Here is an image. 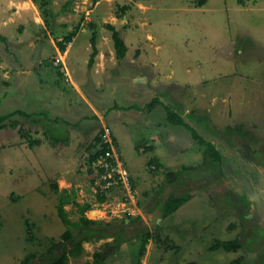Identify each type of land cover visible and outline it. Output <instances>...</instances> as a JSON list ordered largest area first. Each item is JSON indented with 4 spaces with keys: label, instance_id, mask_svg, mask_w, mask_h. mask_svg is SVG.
<instances>
[{
    "label": "rangeland",
    "instance_id": "1",
    "mask_svg": "<svg viewBox=\"0 0 264 264\" xmlns=\"http://www.w3.org/2000/svg\"><path fill=\"white\" fill-rule=\"evenodd\" d=\"M108 25L125 40L124 62H116ZM72 32L73 44L60 50L62 67L57 48ZM0 34L8 41H0V117L16 111L31 117L13 118L29 130L25 138L11 121L0 125V264H24L29 254H45L67 230L79 237L76 226L84 217L112 224L110 231L121 230L128 241L117 251L115 239L85 242L83 254L70 256L69 264L94 263L96 253L103 264H233L237 258L264 264V0H209L203 10L192 0H0ZM93 38L99 53L89 67ZM104 69L115 78L99 87L91 76L101 77ZM73 70L114 131L129 173L141 175L133 176L141 210L132 216L115 215L107 205L123 189L102 196L104 203L92 192L91 174L82 170L96 154L95 138L105 125L77 93H60L54 80L74 78ZM140 71L156 80L144 91L125 79ZM223 90L242 95L227 105L231 110L217 96ZM183 107L200 110L183 119L192 128L168 118L169 111L183 118ZM149 143L172 150L176 143L197 155L163 160L166 169L171 163L179 172L176 180L168 178L174 170L164 172L157 159L149 164L153 152L140 150ZM173 199L187 202L169 217L165 208ZM60 207L69 224L59 217ZM143 230L151 240L141 255L142 238L135 234ZM213 237H240L242 251L211 252Z\"/></svg>",
    "mask_w": 264,
    "mask_h": 264
},
{
    "label": "trees",
    "instance_id": "2",
    "mask_svg": "<svg viewBox=\"0 0 264 264\" xmlns=\"http://www.w3.org/2000/svg\"><path fill=\"white\" fill-rule=\"evenodd\" d=\"M195 5L198 7H203L207 4L208 0H192ZM240 4H245V0H240ZM108 28L112 30L113 32V39L115 43V50H116V56L119 60H122L125 58L127 53V45L125 43V40L122 38L121 33L113 26L108 25ZM76 37V33L72 32L69 35H67L63 42L59 43V48L62 52H65L67 49V44H70L73 39ZM0 41L3 43H8L7 39L0 34ZM92 46H93V54L89 61V67H92L95 63V58L99 53V50L96 46V40L95 38L92 39ZM159 101H154L150 105L149 108L155 107ZM20 114L21 116H25L22 111H16L15 113L8 114L6 116L0 117V125L4 127V122L11 121L10 125L12 128H18L20 134H22V137H27L29 134V130L26 131L22 124H20L19 120H13L15 115ZM29 118V117H27ZM168 118L169 120L174 123L175 125L185 126L187 128H192L189 124H187L179 115L176 113H173L171 111L168 112ZM12 119V120H11ZM31 119V117L29 118ZM39 122V120L34 121ZM194 136L196 139L201 140V137L195 132ZM202 144L207 143L205 140H201ZM102 143V134L100 133L96 139H95V145H99ZM32 144V143H31ZM208 144V150L209 152L212 151L211 155L213 154L217 155L216 151H214L213 145L210 143ZM32 147V145H30ZM101 151H97L94 156L90 157V161L95 160ZM206 153V158L207 152ZM156 163L155 158H153L149 164ZM157 164V163H156ZM186 170H189L191 168L186 167ZM175 178L176 180L179 178L178 173L171 172L168 174V178ZM172 181V180H170ZM102 201H104L103 197H100ZM187 202L186 199H173L169 203H167L165 208V214L169 215L177 211L182 205H184ZM59 217L61 218L62 222L64 224H69V217L67 211L63 208H59ZM111 228H113V225L110 223H105L101 221L96 220H90L87 217H84L81 219L80 224L76 226V230L78 231L79 237H76L75 230H67L63 235L62 239L63 241L57 244H54L45 254L43 255H37V254H29L26 256L24 260V264H69V257H79L83 254L85 248L84 243L90 242L93 240H102L107 238H115L112 245H114V251H117L122 248L123 244L128 241L127 239H124L125 234L121 230L111 232ZM137 237L142 238V250L141 255L144 254V251L146 249V246L149 244L151 240V233L148 231L143 230V233L141 235L135 234ZM125 241V242H124ZM72 244L69 246V244ZM242 248V244L240 242V239L237 238L232 241H221V240H215L214 243L209 247V250L211 252L216 251H226V252H238L239 249ZM105 260L104 256L101 255V253H96L94 255V263L93 262H87L86 264H103V261ZM233 264H242L241 259L234 260Z\"/></svg>",
    "mask_w": 264,
    "mask_h": 264
},
{
    "label": "crops",
    "instance_id": "3",
    "mask_svg": "<svg viewBox=\"0 0 264 264\" xmlns=\"http://www.w3.org/2000/svg\"><path fill=\"white\" fill-rule=\"evenodd\" d=\"M208 2H209V0H208ZM207 2V3H208ZM207 5V4H206ZM206 5H204L203 7H199L200 9H204V7H206ZM76 38V37H75ZM72 44H73V42H71ZM73 48V46H71L69 49H68V52H70L71 51V49ZM160 49V48H159ZM57 50H58V53L59 54H61V57H62V53H61V51H60V49H58L57 48ZM116 51V50H115ZM63 58V62L62 63H60V65L62 66V67H65L66 66V62L64 61V57H62ZM125 58H126V56H125ZM125 58L124 59H122V60H119L118 58H117V61L116 62H124V61H126L125 60ZM127 59V58H126ZM142 61H143V58H141V59H139V61L137 60V63L138 64H140V65H142ZM98 64V63H97ZM144 64V63H143ZM64 65V66H63ZM89 65V64H88ZM152 66L153 67H155L156 65H155V63H153L152 64ZM93 67V66H92ZM97 69H99L98 67H97ZM124 68H122V69H120V71L121 70H123ZM139 71V70H138ZM96 72H98V71H96ZM141 72V71H140ZM73 73H75V77L73 78V76L71 75V76H68L69 75V72H67L66 73V75L68 76V77H66V76H64V77H62V78H60L59 80H54L55 82L56 81H58V86H60V88H61V91H60V93H62L63 95H65V93L66 92H69V91H71L72 93L73 92H75V93H77V95L81 98V100L83 101V103L85 104V106H87L88 107V109L91 111V112H93L94 114H95V116L97 117V118H99L100 120H102V124H104L105 126H103L102 128H104V130H103V132H101V134H102V136H103V134L105 133V128H108V129H110L106 124H105V122H103V120H104V116H102L101 115V113L98 111V109H97V106L88 98V96L86 95V93L84 92V82L83 81H81V80H79L78 78H77V76H76V72L73 70ZM142 73H145V72H141V75H139L138 77H136V78H134V77H132L131 75L130 76H126V80H128L129 82H131L132 84H130V85H132L133 86V88H140L141 89V91H144L145 89H146V87L147 86H149V85H153V84H155V82H156V80H155V78H151L150 76H148V78H144L145 76L147 77V73H145L146 75L145 76H142ZM122 75H124V74H122ZM137 75V74H136ZM135 76V75H134ZM140 76H141V78H140ZM224 76H226V77H224ZM230 76L231 75H223L222 77H219L220 79H225V80H228L229 78H230ZM91 78H93V83H95V82H97V83H95L96 85H98L99 87H102V85L104 84V82H107L109 79H113V78H115V74H114V72H110V73H105V69H104V75H102L101 77L100 76H98V74H94V75H92L91 76ZM235 78V80H236V77H234ZM219 79V80H220ZM96 80H98V81H96ZM159 81V80H158ZM169 81H172V78H169ZM222 81V80H221ZM52 83V82H51ZM153 83V84H152ZM166 85V84H165ZM172 86H174V85H172V84H167L166 85V87H168V89H170V88H172ZM145 88V89H144ZM219 90H222V89H219ZM140 91V92H141ZM226 93V94H225ZM229 93H233V92H230V91H225V90H223V91H221V93L219 94V95H217L218 96V98L219 99H224L223 100V102H222V105H224V106H226L225 108L226 109H230L229 107L230 106H227L228 104L230 105L231 103H235L234 101H236L237 102V99H239L240 98V101L242 100L241 98H242V95L240 96V97H236V94L234 95V93L230 96L229 95ZM203 95H205V94H203ZM244 100H245V97H244ZM222 101V100H221ZM49 103L50 104H48L47 103V105H48V107H54V103L55 102H53V100L52 99H50L49 100ZM181 103H184V100H182V99H180V104ZM224 103V104H223ZM240 103V102H239ZM56 104H58V103H56ZM187 104V103H186ZM46 105V106H47ZM39 106H43L41 103L39 104ZM69 106V105H68ZM190 106V105H189ZM189 106H184V107H189ZM71 109L73 108V105H70L69 106ZM184 107H183V109H184ZM224 108V109H225ZM199 109V108H198ZM198 109H196V110H192V111H189V109H184V111H183V118L182 119H185V118H187L188 116L187 115H190V117H193L194 116V114H196L197 112H200V110H198ZM74 111L76 110V109H73ZM231 110V109H230ZM204 111H210V109H206V108H201V113H203ZM80 111H78V113H79ZM222 113V112H221ZM80 114H83L82 112H80ZM218 117V116H217ZM26 119H29V118H27V117H25ZM222 117L220 116V119H221ZM218 120V119H217ZM228 127H230V126H228ZM111 130V129H110ZM112 131V135L114 136V138H115V141H116V143H118L117 142V138H116V136H115V133H114V131L113 130H111ZM100 133H98V135H99ZM96 139V138H95ZM101 144V143H100ZM100 144L97 146V148L100 146ZM174 147H176V148H174V150H172L171 149V147H169V145H168V147H167V145L166 144H163V143H161L160 145H159V147H156V146H154V144L152 143V144H148L146 147H143L142 146V148L140 147V150H141V152H145V151H147V150H151V152H153V154H154V158L155 159H157L158 161H159V163H160V168H161V170H163L164 172H168V171H172V169L174 170L173 172L174 173H179V172H175V170H177V169H175V167L174 166H172L171 165V163H169V165H168V167H167V169L165 168V166H164V163H163V160H167V161H169V162H174V160L178 157V155H183V153H193V150L192 149H190V148H187V147H182V145H179V144H176L175 143V146ZM173 148V147H172ZM98 151V150H97ZM175 151H181L179 154H177V153H175ZM194 154V153H193ZM196 155H197V153H195ZM194 154V155H195ZM199 155V154H198ZM174 158V159H173ZM204 158V152L202 153V156H201V159H203ZM198 159V158H197ZM216 162V161H215ZM187 167H189V166H187ZM165 168V169H164ZM131 173L133 174V176L135 175V177L136 178H138V177H140L138 174H136L135 172H133V171H131ZM132 176V177H133ZM208 176L206 175V178H207ZM242 182V181H241ZM135 186V185H134ZM135 189H136V186H135ZM136 191H137V189H136ZM138 192V191H137ZM198 192V193H197ZM196 193L197 194H195V195H192V198H193V196H198V195H200L201 194V192L200 191H197ZM180 209V208H179ZM178 209V210H179ZM91 210V209H90ZM89 210V211H90ZM99 210H103V209H99ZM139 210H141V207H139ZM178 210L177 211H175L174 213H172V214H169L168 216L170 217V216H173L176 212H178ZM91 211H93V210H91ZM92 213V212H91ZM141 215V214H140ZM88 219H90V218H88ZM91 220V219H90ZM167 222V220H165V221H163L162 223H166ZM64 234V233H63ZM239 235V234H238ZM213 238H215V237H213ZM239 239H240V237H238ZM107 239H109V238H107ZM111 239H115V238H111ZM193 240L194 239H192V240H190V242L192 241L193 242ZM214 240H220V239H214ZM102 241H103V239H102ZM108 241V240H107ZM114 241V240H113ZM222 241V240H221ZM194 242H195V240H194ZM240 242H241V240H240ZM241 244H242V242H241ZM123 247V246H122ZM240 251H242V249H239V252ZM230 253V252H229ZM231 253H237V252H231ZM213 256V255H212ZM257 255H254L253 257H256ZM152 258H153V255H151L150 256V262L152 263ZM207 258H208V255H207ZM237 259H240V258H237ZM237 259H235V260H237ZM163 262L162 261H160V264H162ZM183 264H188V263H183Z\"/></svg>",
    "mask_w": 264,
    "mask_h": 264
},
{
    "label": "built area",
    "instance_id": "4",
    "mask_svg": "<svg viewBox=\"0 0 264 264\" xmlns=\"http://www.w3.org/2000/svg\"><path fill=\"white\" fill-rule=\"evenodd\" d=\"M62 62L61 58L56 60L57 64ZM98 151H101L99 156L95 160L90 161L89 159L87 163L85 162V169H82L92 176L91 188L93 194L97 198L105 196L107 199V196L114 194L115 190L123 189L120 199L116 200L115 204L111 201L107 205L110 208L111 206L114 208L111 212L115 215L120 216V213H127L130 216L134 215L133 210H139V207H137L139 200H137L138 194L133 183V177L121 158L122 156L112 131L108 128H105ZM104 203L107 202L104 201ZM104 205L102 203L101 207L104 208Z\"/></svg>",
    "mask_w": 264,
    "mask_h": 264
},
{
    "label": "bare ground",
    "instance_id": "5",
    "mask_svg": "<svg viewBox=\"0 0 264 264\" xmlns=\"http://www.w3.org/2000/svg\"><path fill=\"white\" fill-rule=\"evenodd\" d=\"M97 213V212H96ZM96 213L94 215H96Z\"/></svg>",
    "mask_w": 264,
    "mask_h": 264
}]
</instances>
